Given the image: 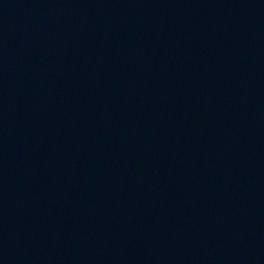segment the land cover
Wrapping results in <instances>:
<instances>
[{
	"label": "water",
	"instance_id": "1",
	"mask_svg": "<svg viewBox=\"0 0 264 264\" xmlns=\"http://www.w3.org/2000/svg\"><path fill=\"white\" fill-rule=\"evenodd\" d=\"M264 79V0H0V234L159 123Z\"/></svg>",
	"mask_w": 264,
	"mask_h": 264
}]
</instances>
